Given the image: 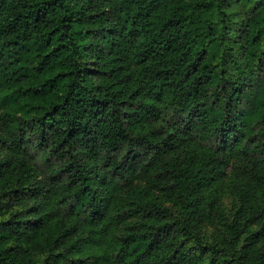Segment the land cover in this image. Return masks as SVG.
I'll return each instance as SVG.
<instances>
[{
  "label": "trees",
  "instance_id": "1",
  "mask_svg": "<svg viewBox=\"0 0 264 264\" xmlns=\"http://www.w3.org/2000/svg\"><path fill=\"white\" fill-rule=\"evenodd\" d=\"M247 3L0 0V264H244L200 225L219 187L264 215V0ZM29 133L64 162L50 185ZM133 141L165 156L172 207L112 201L109 152Z\"/></svg>",
  "mask_w": 264,
  "mask_h": 264
},
{
  "label": "rangeland",
  "instance_id": "2",
  "mask_svg": "<svg viewBox=\"0 0 264 264\" xmlns=\"http://www.w3.org/2000/svg\"><path fill=\"white\" fill-rule=\"evenodd\" d=\"M85 61L87 69L95 73L98 71L96 60L93 57H89ZM95 82H100L99 76L95 77ZM238 106L243 108L244 100L238 103ZM176 119L172 112H164L160 120H151L158 141H161L169 133L170 126ZM262 127L263 125L259 126L258 130ZM38 138V133L28 134V149L31 154L34 181L50 185L56 177L64 175L62 171L64 162L53 154L51 148L41 146ZM137 148L139 146L133 141L118 150L109 152L114 160L121 161L122 167L126 168L124 173L126 177H119L118 186L112 189V201H116L118 198L126 201L132 198L135 201L138 197L135 194L142 197L148 192V200L155 199L172 207L165 194L168 184L173 182L162 159L165 156L156 157L153 161L151 156L155 150L149 149L148 146ZM130 149L137 151L132 159L128 158L133 154ZM77 151L78 149L75 150V153ZM107 152L103 149L104 154ZM171 159L178 161L180 156L172 155ZM103 164L104 162H102ZM232 168L233 165L228 168V171H231ZM140 189L143 192H140ZM214 195L216 197L211 214L207 217L206 222L200 225L202 239L211 243L226 242L242 253L244 264H264V215L260 218H252L253 214L248 213L241 218L238 215L239 199L226 187L215 189ZM62 210L67 211L68 207L63 206Z\"/></svg>",
  "mask_w": 264,
  "mask_h": 264
},
{
  "label": "clouds",
  "instance_id": "3",
  "mask_svg": "<svg viewBox=\"0 0 264 264\" xmlns=\"http://www.w3.org/2000/svg\"><path fill=\"white\" fill-rule=\"evenodd\" d=\"M246 5L250 7V5H248V3H247V0H241V5H240V7L243 8V7H245ZM208 134L211 135L210 132H209Z\"/></svg>",
  "mask_w": 264,
  "mask_h": 264
}]
</instances>
